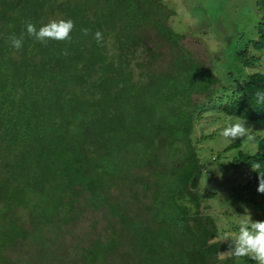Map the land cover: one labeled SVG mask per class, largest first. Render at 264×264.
Wrapping results in <instances>:
<instances>
[{
  "label": "trees",
  "instance_id": "obj_1",
  "mask_svg": "<svg viewBox=\"0 0 264 264\" xmlns=\"http://www.w3.org/2000/svg\"><path fill=\"white\" fill-rule=\"evenodd\" d=\"M171 10L163 0H0V263L220 264L215 253L232 241L222 238L224 225L220 230L201 211L196 190L203 175L209 185L216 158L199 153L195 137L198 128L203 136L221 104L227 114L264 128V103L256 98L264 92V73L240 82L233 99L228 92L226 101L216 100L221 79L194 59L183 34L167 26ZM52 19L74 22L71 42L45 44L26 34L25 21L39 29ZM145 25L170 47L161 52L158 71L148 67L137 77L135 69L144 67L137 49L152 52L150 38L141 36ZM192 31L211 33L199 25ZM22 32L17 51L8 37ZM257 35L253 47L264 52V17ZM117 44L125 52L110 50ZM241 141L225 152L241 148ZM255 142L254 154L240 151L226 162L231 172L255 167L247 189L264 176V136L256 135ZM162 151L160 165L153 160ZM126 173L134 180H124ZM145 174L156 181L145 208L150 216L140 221L132 214L150 197L139 194ZM127 182L137 191L116 203L111 191L118 195ZM259 195L264 203V193ZM95 211H112L123 230L108 224L103 238L78 237L75 225ZM214 237L220 241L209 244ZM252 263L247 257L226 260Z\"/></svg>",
  "mask_w": 264,
  "mask_h": 264
},
{
  "label": "rangeland",
  "instance_id": "obj_2",
  "mask_svg": "<svg viewBox=\"0 0 264 264\" xmlns=\"http://www.w3.org/2000/svg\"><path fill=\"white\" fill-rule=\"evenodd\" d=\"M163 3L175 10L174 13L172 10L169 12V18L167 21L165 20L167 26L175 32L183 34L185 38L182 44L194 59L200 62L203 67L212 68L213 74L217 79L218 77L221 79V81H217L216 85V90L219 89L217 92L219 96L216 100L224 98V101H226L228 92L231 94L230 99H233L234 93L239 94L240 86L242 83H246L249 75L264 73V52L255 50L253 47V41L258 38V23L264 17V0H163ZM200 14H202L201 17ZM197 25L204 30H209L211 33L205 36L195 34L192 30ZM140 32L144 39L146 37L150 38L146 45L152 52L149 54L141 47L137 49V58L144 64L142 69H135L137 77L142 71H148V67L151 70L158 71L162 65L161 52L167 51L170 47L164 37L157 35L151 29H147L146 25ZM246 49L249 53L243 55L242 52ZM110 50H115L118 54H122L125 52V47L117 44L116 46L113 45ZM254 57L257 58L255 62L252 61ZM166 63L164 64L168 65L169 62ZM245 63L251 64L247 66ZM223 88H225V92L222 91ZM224 105L226 104L219 105L217 111L212 113L213 115L206 121L203 136H200V128H198L200 135L197 134L195 137L199 149L198 152H201L209 161L216 158L215 162H212V168H210L209 185L203 175L198 192L207 208L204 213H207L208 210L207 214L214 218L219 229L221 230L224 225L227 229V235L235 237L238 235L241 219L246 218L241 216L250 214L253 221H264V203L261 197L255 194L258 188L249 191V189L244 187L253 170L232 168L231 172V166L226 170V162L229 159L230 163H232L233 159L238 157L240 151L251 155L254 154L257 148L255 136H264V128L256 123L244 121L227 114L221 108ZM237 121L245 122V126L250 128L251 139L239 138L235 140L242 139V147L226 153L225 148L235 141L224 138L221 132L229 122ZM123 156H126L125 153H123ZM163 156L162 151L153 161L163 165L165 163L161 159ZM223 165L225 166L221 169ZM238 175L248 176L246 180H240ZM128 178L129 174L126 173L124 180H134ZM108 180L120 179L108 178ZM142 180L145 185H143V182L141 183ZM155 181V178H151L146 174L139 181V186L141 187L139 194L143 193L150 197L142 200V202L139 201L141 209H137L136 205H134L132 216L135 219L142 221L140 217L150 216L145 208L150 206L152 192L155 190L150 183H155ZM136 191V185L132 186L127 182L118 195H115V190H112L110 196H113L114 201L118 203L120 200L127 201L129 199L128 195H133ZM82 206L80 202L79 209H83ZM112 215V211L88 213L82 221L75 225L76 235L84 237L83 234L89 233L93 240L103 238L110 231L107 228L108 224H111L112 230H123L121 221ZM224 236L222 235V238ZM78 243L80 245L82 240L79 239ZM76 249H79V247ZM11 256L14 259L17 257L25 258V256H18L17 254H11ZM254 262L252 264H257L256 261ZM0 264L8 263L2 262Z\"/></svg>",
  "mask_w": 264,
  "mask_h": 264
},
{
  "label": "clouds",
  "instance_id": "obj_3",
  "mask_svg": "<svg viewBox=\"0 0 264 264\" xmlns=\"http://www.w3.org/2000/svg\"><path fill=\"white\" fill-rule=\"evenodd\" d=\"M24 26L26 29V34L29 37H32L34 40L45 44L49 40L71 42L72 39L71 33L75 28V24L71 19L68 20L52 19L50 22L44 24L39 29H37L36 25L32 21L28 20L24 22ZM81 31L84 36H88L90 34V31L87 28L82 29ZM24 35L25 33L22 32L19 37H17L16 35L9 36L8 41L10 42L11 47L17 51L20 50L23 46ZM94 38L97 41V43H102L104 39L103 34L100 31L95 32ZM64 54L66 55L67 52L65 51ZM256 98L258 103H264V92H257ZM221 135L224 138L233 141L239 138L251 139L250 128L245 126V122L242 123L239 121L229 122L223 128ZM253 168L254 169L252 170L254 171L255 167L253 166ZM247 176L248 175H244V176L238 175V179L246 180ZM250 176L251 174L248 177L247 184L244 186L245 188L246 186H248L249 182L251 183V180H249ZM200 182L201 179L199 181L198 187L200 185ZM191 186L192 183H190L189 185L190 190H192ZM198 187L196 189L197 192H198ZM255 188H258L255 194L259 195V192L264 193V176L260 175L259 186L249 188V191ZM200 200H201V211L204 212L207 208L205 207V202L204 200H202L201 196H200ZM241 217H246V218L241 219L239 223L238 235H236L235 237H230L226 234L224 236V239L226 241L227 240L232 241L231 243H229V247L225 248V250L228 249L227 250L228 253H224L223 251L225 250L215 253V255L217 254V260L220 264H226V260L228 259L236 261V259L239 260V258L247 257L248 260H251L253 262L256 261L257 264H264V221H253L250 214L243 215ZM214 238L218 239V241H216L215 243H218L220 241V238L218 237H214ZM210 240H209V244H213L210 243Z\"/></svg>",
  "mask_w": 264,
  "mask_h": 264
},
{
  "label": "water",
  "instance_id": "obj_4",
  "mask_svg": "<svg viewBox=\"0 0 264 264\" xmlns=\"http://www.w3.org/2000/svg\"><path fill=\"white\" fill-rule=\"evenodd\" d=\"M216 241H218L217 238H213L210 240V243H215ZM228 250V249H227ZM227 250L223 251L224 253H228Z\"/></svg>",
  "mask_w": 264,
  "mask_h": 264
}]
</instances>
